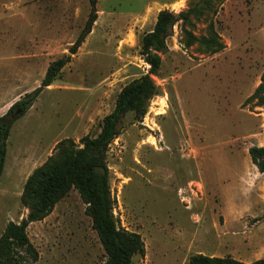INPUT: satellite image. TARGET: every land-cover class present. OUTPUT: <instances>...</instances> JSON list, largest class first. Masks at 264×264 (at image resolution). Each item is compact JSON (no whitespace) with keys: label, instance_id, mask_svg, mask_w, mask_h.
I'll return each instance as SVG.
<instances>
[{"label":"rangeland","instance_id":"rangeland-1","mask_svg":"<svg viewBox=\"0 0 264 264\" xmlns=\"http://www.w3.org/2000/svg\"><path fill=\"white\" fill-rule=\"evenodd\" d=\"M206 2L219 5L216 13ZM95 10L77 52L12 121L0 235L33 205L22 201L29 177L95 137L122 87L147 74L141 38L166 10L180 20L152 76L158 94L140 122L123 117L103 156L112 216L143 241L144 255L131 264L264 259V173L248 156L250 147L264 148V101L254 96L264 83V0H96ZM89 12L88 0H0V117L68 56ZM211 40L222 49L211 53ZM84 208L70 189L28 225L34 264H103Z\"/></svg>","mask_w":264,"mask_h":264},{"label":"trees","instance_id":"trees-1","mask_svg":"<svg viewBox=\"0 0 264 264\" xmlns=\"http://www.w3.org/2000/svg\"><path fill=\"white\" fill-rule=\"evenodd\" d=\"M90 12L76 41L69 47L68 56L55 60L47 67L39 86L14 103L7 113L0 117V177L3 173L7 140L12 121L22 116L45 88L57 78L61 69L74 55L89 33L96 19V0H88ZM216 13L219 5L205 3ZM180 16L162 10L156 15L153 28L143 34L140 42V56L148 65L147 74L132 80L117 94L113 110L100 124L95 137L80 139V148L68 150L62 162L51 163L50 167L37 170L27 180L22 201L32 203L27 216L18 223L8 222L0 235V264H34L38 253L28 239L26 229L29 224L39 222L48 216L57 201L73 189L84 204V214L90 219L92 230L104 251L103 264H131L134 256L144 255V244L139 234L126 231L117 226L112 216V198L108 182V168L103 156L107 147L119 135V124L123 117L131 113L140 122L146 114L150 100L157 96L158 89L152 80L161 64L160 55L166 52V39ZM210 52L216 53L222 45L215 40L210 42ZM264 79V77H263ZM264 83L256 89L254 96L264 101ZM15 110L19 114L10 118ZM64 154V151H63ZM251 164L259 173H264V148L252 146L248 149ZM54 162V161H51ZM54 164V165H52ZM45 172H43V171ZM188 264H244L229 257L217 258L193 255ZM251 264H264V259Z\"/></svg>","mask_w":264,"mask_h":264},{"label":"water","instance_id":"water-1","mask_svg":"<svg viewBox=\"0 0 264 264\" xmlns=\"http://www.w3.org/2000/svg\"><path fill=\"white\" fill-rule=\"evenodd\" d=\"M19 114V110H15V112H14V114H13V116L12 117H15V116H17ZM11 117V118H12Z\"/></svg>","mask_w":264,"mask_h":264}]
</instances>
